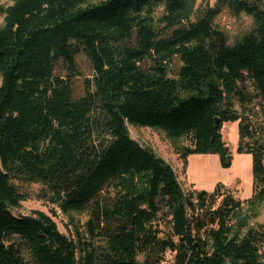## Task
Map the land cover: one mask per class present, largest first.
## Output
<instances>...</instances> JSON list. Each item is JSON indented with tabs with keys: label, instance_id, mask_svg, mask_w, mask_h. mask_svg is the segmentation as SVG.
Listing matches in <instances>:
<instances>
[{
	"label": "trees",
	"instance_id": "16d2710c",
	"mask_svg": "<svg viewBox=\"0 0 264 264\" xmlns=\"http://www.w3.org/2000/svg\"><path fill=\"white\" fill-rule=\"evenodd\" d=\"M224 10L255 23L233 45L215 24ZM0 14V264H264V231L241 216L264 203V139L245 118L253 104L264 117V0H16ZM238 121V153L253 159L246 203L221 186L187 193L128 130L186 139L185 165L218 155L227 169L222 128ZM14 181L88 214L90 241L44 213L14 215L25 201Z\"/></svg>",
	"mask_w": 264,
	"mask_h": 264
},
{
	"label": "rangeland",
	"instance_id": "374dc122",
	"mask_svg": "<svg viewBox=\"0 0 264 264\" xmlns=\"http://www.w3.org/2000/svg\"><path fill=\"white\" fill-rule=\"evenodd\" d=\"M16 0H0L1 8H8ZM91 4H98L104 0H89ZM218 0H195L196 8H205L208 5L214 8ZM164 16L162 7L158 8L155 13L156 22H160ZM3 14H0V27L4 25ZM216 26L226 34L229 44L233 45L241 40L245 35L251 33L255 28L253 18L241 15L235 17L228 10H224L216 19ZM162 25V24H161ZM160 25V26H161ZM179 62L175 61V66ZM2 79L0 77V86ZM245 118L253 124V129L257 131V137L264 139V117L261 112L260 104H253L247 109ZM238 122L224 123L222 128L223 139L229 148L232 166L223 168L218 155H191L187 159V165L180 157V151L189 141L181 139L178 141L171 140L159 131L143 128L140 126L128 125L131 137L139 142L143 147L152 149L158 156L173 166L178 175V180L184 191L187 193L207 191L210 194L221 186V194H229L236 200L246 203L253 197L254 178H253V159L250 154L238 153L240 142ZM245 143L248 141L245 140ZM19 191L25 197L18 208L11 209L16 216H37V213H44L50 216L56 223L59 231L73 240L77 244L89 242L86 232V223L89 219L86 213L72 212L69 214L62 213L59 208L53 205L49 200V193L41 183H27L14 181ZM217 205L222 201V195L215 200ZM253 216V211L248 206H244L241 216L249 217V228H255L264 231V203L260 205ZM252 217V218H251ZM161 237L167 236L170 232L168 224L163 223L160 226ZM246 232V231H245ZM264 255V245L261 249ZM142 260V258H140ZM173 262V257H170ZM161 264H167L162 262Z\"/></svg>",
	"mask_w": 264,
	"mask_h": 264
},
{
	"label": "water",
	"instance_id": "95a60500",
	"mask_svg": "<svg viewBox=\"0 0 264 264\" xmlns=\"http://www.w3.org/2000/svg\"><path fill=\"white\" fill-rule=\"evenodd\" d=\"M215 126H216V128H218V126H219V124H220V121H219V119H217L216 121H215ZM226 151L228 152L229 151V148L228 147H226ZM232 158V157H231Z\"/></svg>",
	"mask_w": 264,
	"mask_h": 264
},
{
	"label": "built area",
	"instance_id": "2783aa9c",
	"mask_svg": "<svg viewBox=\"0 0 264 264\" xmlns=\"http://www.w3.org/2000/svg\"><path fill=\"white\" fill-rule=\"evenodd\" d=\"M171 256V253H167L166 258L170 259Z\"/></svg>",
	"mask_w": 264,
	"mask_h": 264
}]
</instances>
